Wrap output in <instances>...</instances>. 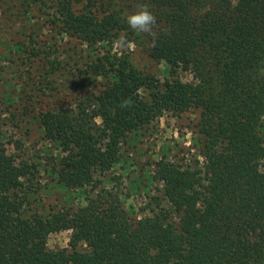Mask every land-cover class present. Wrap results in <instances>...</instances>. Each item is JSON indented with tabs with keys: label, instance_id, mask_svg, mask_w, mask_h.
I'll use <instances>...</instances> for the list:
<instances>
[{
	"label": "trees",
	"instance_id": "1",
	"mask_svg": "<svg viewBox=\"0 0 264 264\" xmlns=\"http://www.w3.org/2000/svg\"><path fill=\"white\" fill-rule=\"evenodd\" d=\"M52 7L62 33L89 51L101 45L92 73L106 79L73 107L37 116L44 139L59 149L48 170L57 183H92L116 164L127 133L165 112L199 111L204 163L160 158L169 207L136 222L104 187L83 206L23 215L30 168L7 150L0 130V264H264V0H56ZM118 39L163 61L171 78L112 53ZM15 51L25 50L16 44ZM179 70L193 81L176 77ZM63 229L72 231L69 248L47 249V236Z\"/></svg>",
	"mask_w": 264,
	"mask_h": 264
},
{
	"label": "rangeland",
	"instance_id": "2",
	"mask_svg": "<svg viewBox=\"0 0 264 264\" xmlns=\"http://www.w3.org/2000/svg\"><path fill=\"white\" fill-rule=\"evenodd\" d=\"M55 1L0 0V130L7 138V150L30 168L22 187L23 194H28L22 213L47 216L83 206L87 196L104 187L120 196L133 222L151 216L159 207H169L156 162L165 158L180 166L204 163L195 140L199 111L165 112L127 133L119 144L116 164L97 171L92 183L82 188L58 184L48 170L57 166L59 149L44 139L37 116L42 110L73 107L89 94H97L106 79L92 73L95 54H102L101 45L89 51L75 35L62 33L52 21ZM16 44L25 51H15ZM112 53L127 54L142 73L161 81L171 78L163 61L152 60L123 39L112 44ZM175 76L183 82L193 81L187 70ZM71 232L50 233L47 249H68ZM79 247L86 248L83 243Z\"/></svg>",
	"mask_w": 264,
	"mask_h": 264
}]
</instances>
